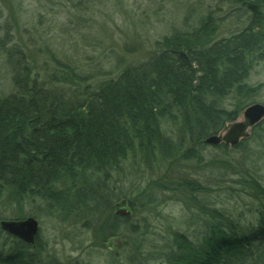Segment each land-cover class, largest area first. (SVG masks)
<instances>
[{"label":"trees","instance_id":"obj_1","mask_svg":"<svg viewBox=\"0 0 264 264\" xmlns=\"http://www.w3.org/2000/svg\"><path fill=\"white\" fill-rule=\"evenodd\" d=\"M227 1L248 13L239 32L217 38L219 24L207 14L190 29L164 35L145 61L95 87L85 84L71 97L58 84L80 86L88 78L58 60L50 46L48 52L60 67H54L48 81H40L13 47L5 50L13 90L0 96L1 205L31 203L64 224L73 220L72 230L82 224L83 235L92 232L94 247L104 248L114 236L123 238L132 250L130 264H143L144 259L159 264H264V184L251 145L264 141V121L232 149L215 145L219 154L210 159L218 183L236 184L255 201L250 222L221 202L201 198L208 187L187 170L205 164V139L254 103L237 106L239 99L233 109L224 106L231 93L249 96L244 83L264 59V0ZM73 2L66 31L93 0ZM239 155L242 159L236 162ZM128 165L146 171L163 168L166 173L147 184L142 180L144 185L129 194H117L115 174ZM172 170L179 175L167 180ZM152 189H173L184 196L180 200L185 208L203 215L199 236L169 227L163 245H149L151 222L143 214L162 203ZM123 199L130 216L115 212L114 204ZM0 264L61 262L45 254L38 236L29 244L0 226Z\"/></svg>","mask_w":264,"mask_h":264},{"label":"rangeland","instance_id":"obj_2","mask_svg":"<svg viewBox=\"0 0 264 264\" xmlns=\"http://www.w3.org/2000/svg\"><path fill=\"white\" fill-rule=\"evenodd\" d=\"M73 1L0 0V96H6L13 90L12 69L5 53V50L12 47L16 50V57L22 56L40 81H48V74L54 67H60L50 56L47 46L54 50L58 60L68 62L78 74L87 76L88 79L81 82L80 86L58 84L60 90L71 97L85 84L95 87L101 81L116 77L127 66L145 61L155 52L157 41L164 35L176 29H190L207 14H212L219 24L217 38L229 37L242 30L248 14L242 6L227 0H93L82 11L80 18L72 19L71 28L66 31L67 25L64 24L71 22L69 18L72 11L69 9L74 10L72 4L76 1ZM244 84L250 88L249 96L231 93L224 100L227 109H233L239 99L241 103L237 106L252 102L264 104V59L255 65ZM243 111L242 108L237 120L243 119ZM262 121L264 118L259 123ZM261 126L264 128V123ZM226 130L221 132L225 133ZM251 145L258 154H255L254 162L260 166L259 175L264 184V141L253 140ZM218 154L219 150L208 144L203 151L205 164L192 165L191 169L185 167L194 179L208 187V192L200 193L201 198L221 202V206L241 214L246 223L250 222L254 218L255 201L236 184L227 180L218 183L212 176L215 167H212L210 159ZM241 157L236 156V162ZM165 173L163 168L146 171L143 167L133 169L128 165L124 172L115 174L118 182L116 193L129 194L140 183L143 184L142 180L147 184L151 177L157 179ZM168 173L170 177L167 176V180H171L174 172L172 170ZM178 175L177 171L173 178ZM155 190L152 189V192L162 203L143 214L151 222L146 242L149 245H163L169 227L193 238L199 236L203 215L188 211L180 200L184 196L178 191ZM193 204V210L197 209V205ZM3 206L0 201L1 219H16L17 215L23 218L34 216L40 225L38 240L41 247L45 254L54 256L61 264H130L129 255L132 250L123 245V238H120V248L108 247L113 237L108 239L104 248L94 247L90 240L92 232L85 231L83 235L82 224L72 230V223L75 224L73 220L64 224L55 215H48L45 210L31 203L22 207L17 204ZM82 240L83 244L80 243ZM141 261L143 264H159L158 260L153 259Z\"/></svg>","mask_w":264,"mask_h":264},{"label":"water","instance_id":"obj_3","mask_svg":"<svg viewBox=\"0 0 264 264\" xmlns=\"http://www.w3.org/2000/svg\"><path fill=\"white\" fill-rule=\"evenodd\" d=\"M264 118V104L260 102H254L248 105L243 111V119L236 120L233 123L226 124V132H219L214 135H210L205 139V143L210 145H219L224 143L229 147L237 145L243 138H247L250 135V130L257 125ZM128 201L123 199L114 204L115 212L122 216H130L131 210L127 208ZM1 229L17 237L20 240L34 244L39 234L40 225L39 221L34 216H28L21 219H1ZM122 241L119 237L111 238L108 247L120 248Z\"/></svg>","mask_w":264,"mask_h":264},{"label":"flooded vegetation","instance_id":"obj_4","mask_svg":"<svg viewBox=\"0 0 264 264\" xmlns=\"http://www.w3.org/2000/svg\"><path fill=\"white\" fill-rule=\"evenodd\" d=\"M129 208H130V206H129V203H128V205H127ZM115 207V206H114ZM116 209V208H115ZM114 249V248H113Z\"/></svg>","mask_w":264,"mask_h":264}]
</instances>
